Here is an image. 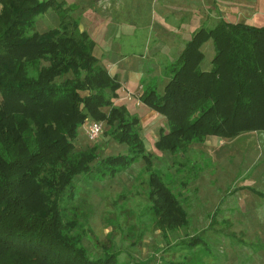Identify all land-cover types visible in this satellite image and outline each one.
Wrapping results in <instances>:
<instances>
[{
  "label": "trees",
  "instance_id": "obj_1",
  "mask_svg": "<svg viewBox=\"0 0 264 264\" xmlns=\"http://www.w3.org/2000/svg\"><path fill=\"white\" fill-rule=\"evenodd\" d=\"M50 8L62 11L59 25L36 31V18ZM69 8L63 0H0V264H119L109 246L93 257L81 243L75 210L86 199L74 204L75 179L114 177L140 159L150 165L139 118L114 104L120 83ZM208 40L214 53L202 69ZM161 78V87L141 80L139 95L166 122L157 150L186 153L208 136L264 133V26L221 19L199 27ZM87 120H105V134L126 150L100 157L95 144L75 151ZM146 196L162 232L189 225L179 197L155 171ZM199 241L206 244L198 236L189 243Z\"/></svg>",
  "mask_w": 264,
  "mask_h": 264
},
{
  "label": "rangeland",
  "instance_id": "obj_2",
  "mask_svg": "<svg viewBox=\"0 0 264 264\" xmlns=\"http://www.w3.org/2000/svg\"><path fill=\"white\" fill-rule=\"evenodd\" d=\"M63 1L79 20V29L94 40L97 59L101 54H111L109 60L115 54H124L127 59L136 57L133 65H141V72L147 69L143 62L152 68L143 80L159 82L160 87L167 80L161 78L164 66L189 39L186 32L215 25L204 12L197 22L195 13L188 10L181 11V22L169 15L158 19L155 13L163 11L156 10L166 4L150 5L147 0ZM60 12L50 8L39 15L35 30L58 26ZM192 22L200 26L187 28ZM180 24L186 28H177ZM155 46L160 48L158 56L151 54ZM201 50L205 54L201 67L208 69L214 53L211 41H206ZM150 120L146 115L141 118ZM101 123L102 133L94 142L85 136L83 125L78 129L75 151L95 144L100 157L126 150V145L105 134L106 121ZM159 125L164 127L166 122ZM140 126L146 150L152 155L147 168L140 159L114 177L75 179L78 194L74 204L79 206L86 199L85 205L75 210V217L80 224L77 230L85 234L81 243L87 252L98 257L101 247L109 246L119 252V264H264V197L254 191L264 193V133H243L230 140L208 136L191 145L186 153L172 154L155 148V137L150 132L156 135V127L141 122ZM151 171L159 174L179 197L189 217L187 227L162 232L151 222L146 211ZM193 236L206 244H190Z\"/></svg>",
  "mask_w": 264,
  "mask_h": 264
},
{
  "label": "crops",
  "instance_id": "obj_3",
  "mask_svg": "<svg viewBox=\"0 0 264 264\" xmlns=\"http://www.w3.org/2000/svg\"><path fill=\"white\" fill-rule=\"evenodd\" d=\"M150 2L151 4L155 2L156 5L166 4V7L158 8L156 10L161 12L163 11L159 15L155 13L158 19H165V16L169 15L172 17L173 21L181 22L183 18V14L181 11L188 10L195 13L197 22L202 18L201 14L205 13V15H208L210 19L212 18L215 24L222 19L231 23L246 22L251 25L264 26V0H147L148 4H150ZM136 5L140 4L137 3ZM173 24L176 23L173 22ZM199 24L200 23L194 24V22H192L190 24H187V28L192 26H200ZM165 26L173 28L176 27V25L171 24H165ZM181 27L182 26L180 24L177 28ZM191 34L192 32H186V35L189 38ZM168 35L170 37V34ZM159 51L160 48L155 46L154 48H152V53H150L158 56ZM110 55L111 54H101V57H99L98 60L104 66H106L110 75L116 76L117 80L120 83V87L117 90V97L113 99L114 104L126 107L131 115L135 114L139 118L142 125L145 124L146 127L149 126L152 128L156 127V129H158L156 135H154L153 131L150 132L151 135L155 137L156 141L160 132V128H164L166 131V126L161 127L159 125L160 123L165 121V119L162 115L156 113L139 100V95L142 92L141 80H143V78L151 71L152 68L149 67L150 64L148 66L143 62L142 65L147 66V69L141 72L143 68L141 65L138 67L133 65V60L136 57L127 59L123 56L124 54H115V56H113L114 58L109 60L108 56ZM176 56L177 54H175L172 58H175ZM146 58L149 59L150 57L146 56ZM120 62L121 64L126 63V65L122 66L119 64ZM145 83L146 86L148 84H151L148 82V80ZM128 94L132 95L131 99L125 98V96ZM136 101L138 102V104ZM145 115L151 117L152 120L148 122L141 121V118Z\"/></svg>",
  "mask_w": 264,
  "mask_h": 264
},
{
  "label": "built area",
  "instance_id": "obj_4",
  "mask_svg": "<svg viewBox=\"0 0 264 264\" xmlns=\"http://www.w3.org/2000/svg\"><path fill=\"white\" fill-rule=\"evenodd\" d=\"M84 132L90 141H95L102 133V123L94 120H87L83 124Z\"/></svg>",
  "mask_w": 264,
  "mask_h": 264
}]
</instances>
